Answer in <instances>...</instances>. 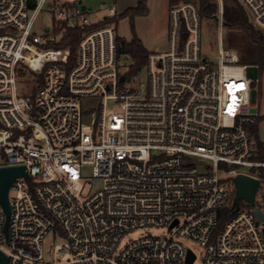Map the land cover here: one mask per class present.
<instances>
[{
	"label": "built area",
	"instance_id": "obj_1",
	"mask_svg": "<svg viewBox=\"0 0 264 264\" xmlns=\"http://www.w3.org/2000/svg\"><path fill=\"white\" fill-rule=\"evenodd\" d=\"M238 2L264 33V0ZM218 6L217 61L200 6L182 1L142 79L121 65L116 4L0 0V167L28 173L10 188L7 231L0 203L6 264H187L185 241L205 246L202 264H264L259 67L224 46ZM76 31V49L63 46ZM241 174L259 181L253 203L235 202ZM145 227L165 231L120 246Z\"/></svg>",
	"mask_w": 264,
	"mask_h": 264
},
{
	"label": "rangeland",
	"instance_id": "obj_2",
	"mask_svg": "<svg viewBox=\"0 0 264 264\" xmlns=\"http://www.w3.org/2000/svg\"><path fill=\"white\" fill-rule=\"evenodd\" d=\"M65 0H49V4L52 3L54 7H62V3ZM82 2L83 6L91 9L92 11L99 10L104 2L108 4H113L114 0H78ZM162 0H152L151 1V11L147 15L136 16L132 22L130 16H121L122 12L118 10V15L115 17L114 22L117 25V31L119 37L129 42L135 34L140 38H143V41L146 45V48L152 52H163L164 47L168 46L169 41V33H170V16L168 17L167 24L163 21V14L161 13L160 7L162 6ZM165 1L163 5L168 6L169 9V1ZM218 1V0H216ZM224 5V0H223ZM219 9V6H218ZM106 11L102 10L99 15L91 16L92 19H100L102 18ZM218 13V11H217ZM217 17V15H216ZM43 20L50 21V15L46 13V11H42L39 15L37 24L39 25ZM250 22V21H249ZM134 25H133V24ZM217 18L215 21L212 20H203L201 26V42H202V51L206 55H208L214 61H217V56L219 53L220 47V38H219V30L217 26ZM251 23V22H250ZM252 24V23H251ZM253 25V24H252ZM257 29V28H256ZM236 34L243 35L241 30L235 29ZM230 31L228 28L223 26L222 36L223 42L225 41L226 35H228ZM226 46V43H224ZM231 50L237 51L236 48L226 47ZM238 52V51H237ZM132 62L131 56H126L125 54L121 56V65L123 69H127V66ZM139 78L146 79V71L142 69L139 73ZM31 81H28L27 84H31ZM91 100V99H90ZM86 104V106H96L98 102H100V98L92 99ZM258 104L260 108V112L263 115L261 118V122L259 123V127L257 130L260 133L262 139H264V69L259 70V85H258ZM87 119H85L86 121ZM2 157L0 155V164L2 163ZM88 175L90 174V169H87ZM165 231L163 228L158 227H145L133 230L132 232L125 235L120 246L122 247L131 239H136L148 234L160 235ZM55 238L53 235H49L46 237L45 241L51 243ZM59 238H56L58 241ZM186 244L194 250L197 255V258L194 264H202L203 257L205 254V246L194 241H185Z\"/></svg>",
	"mask_w": 264,
	"mask_h": 264
},
{
	"label": "trees",
	"instance_id": "obj_3",
	"mask_svg": "<svg viewBox=\"0 0 264 264\" xmlns=\"http://www.w3.org/2000/svg\"><path fill=\"white\" fill-rule=\"evenodd\" d=\"M170 5L182 1L196 2L201 9L202 20L215 21L217 18L218 1L216 0H169ZM148 11L147 0H139L138 5L127 9L121 16H130L133 20L137 15L146 14ZM133 24V23H132ZM134 25V24H133ZM223 25L230 31L225 37V47L236 48L240 54L241 62L245 64H256L259 70L264 69V33L256 29L250 22L245 9L241 6L238 0H224V20ZM235 29L241 30L243 35L236 34ZM79 32H73L71 36L62 45H72L73 50L76 49ZM122 43L121 52L126 56L132 57V62L127 66L126 75L128 78L142 71L147 63L150 51L145 47L142 40L133 35V38L127 42L120 37ZM258 124L253 125L252 129L256 135L258 145L262 151L261 157H264V147L260 140Z\"/></svg>",
	"mask_w": 264,
	"mask_h": 264
},
{
	"label": "water",
	"instance_id": "obj_4",
	"mask_svg": "<svg viewBox=\"0 0 264 264\" xmlns=\"http://www.w3.org/2000/svg\"><path fill=\"white\" fill-rule=\"evenodd\" d=\"M126 75L121 76V81L125 80ZM26 167L21 166H2L0 167V203L2 204L5 213H6V223L5 230L7 231L9 218L11 214V205L9 192L13 184V181L18 176H27ZM237 193L235 197V202L240 198H244L250 202H254L256 191L259 187V181L250 176L241 174L235 179ZM256 213L260 218H263V215L260 213L259 209H256ZM195 260V254L189 251L187 264H193ZM7 257L0 251V264H6Z\"/></svg>",
	"mask_w": 264,
	"mask_h": 264
},
{
	"label": "crops",
	"instance_id": "obj_5",
	"mask_svg": "<svg viewBox=\"0 0 264 264\" xmlns=\"http://www.w3.org/2000/svg\"><path fill=\"white\" fill-rule=\"evenodd\" d=\"M151 1L152 0H147V6H148L147 13L146 14L137 15V17L138 16H143V15L145 16V15L150 13V11H151ZM138 2H139V0H114L113 3L117 5L118 10L120 12L124 13L127 9L137 6ZM161 2H162V6L160 7V9H161V13L163 14V21H165V24H167L168 17H169V9H168V6L163 5L165 1L162 0ZM169 8H170V1H169ZM140 39L142 40L143 44L145 45V43L143 41V38L140 37ZM145 47H146V45H145ZM168 47H169V43H168V46L164 47V49H162V50L165 51V50L168 49ZM152 53H155V52H152Z\"/></svg>",
	"mask_w": 264,
	"mask_h": 264
}]
</instances>
